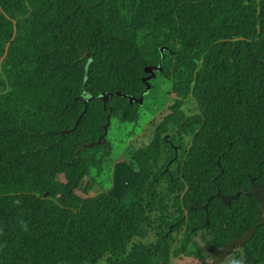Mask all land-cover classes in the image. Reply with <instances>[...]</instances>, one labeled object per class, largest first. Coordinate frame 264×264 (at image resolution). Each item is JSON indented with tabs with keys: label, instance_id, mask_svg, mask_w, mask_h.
<instances>
[{
	"label": "trees",
	"instance_id": "obj_1",
	"mask_svg": "<svg viewBox=\"0 0 264 264\" xmlns=\"http://www.w3.org/2000/svg\"><path fill=\"white\" fill-rule=\"evenodd\" d=\"M159 63L168 114L113 161L110 121L138 120L129 97ZM251 179L264 184V0H0V264H166L181 205Z\"/></svg>",
	"mask_w": 264,
	"mask_h": 264
},
{
	"label": "flooded vegetation",
	"instance_id": "obj_2",
	"mask_svg": "<svg viewBox=\"0 0 264 264\" xmlns=\"http://www.w3.org/2000/svg\"><path fill=\"white\" fill-rule=\"evenodd\" d=\"M252 181L264 187V184L251 179L248 189L242 188L236 193L242 192L240 196H247L244 192L251 191ZM236 193L222 195L218 191L201 206L194 201L181 205V214H174L175 222L168 228L169 258L166 264H264V223L260 225L259 215L261 204L254 198L256 206L249 207L246 201L239 200L240 196L232 199ZM221 197L231 199L225 204ZM218 209L227 212L225 216H220ZM251 213L254 216L249 218ZM216 216H220L218 225ZM249 232L250 238L245 240ZM235 240L237 246L222 256L226 246Z\"/></svg>",
	"mask_w": 264,
	"mask_h": 264
},
{
	"label": "rangeland",
	"instance_id": "obj_3",
	"mask_svg": "<svg viewBox=\"0 0 264 264\" xmlns=\"http://www.w3.org/2000/svg\"><path fill=\"white\" fill-rule=\"evenodd\" d=\"M150 85L151 88L145 94L142 105H138L135 108L139 116L136 122H121L115 118L110 121L106 143L110 145L111 159L113 161H117L118 158L120 161L127 160L125 154H129L126 152L129 146H132V148H143L146 143L144 136L168 114L166 110L175 98L174 94L171 93V83L160 75H157L156 78L151 80ZM182 109L188 116L193 114V107L190 105L183 106ZM186 142H189V139H186ZM109 168L110 166H103L102 171L96 175L98 178L95 175L92 176L95 181L93 185H96V182L100 180V186H102V190L104 191H107L111 187ZM92 171V175L96 174L95 169H92ZM75 193L79 194V192Z\"/></svg>",
	"mask_w": 264,
	"mask_h": 264
},
{
	"label": "water",
	"instance_id": "obj_4",
	"mask_svg": "<svg viewBox=\"0 0 264 264\" xmlns=\"http://www.w3.org/2000/svg\"><path fill=\"white\" fill-rule=\"evenodd\" d=\"M162 52H163V49L161 48L160 53H162ZM160 71H161L160 63H159V66H157V67H145L144 68V73L148 74L146 77H144L142 79V82L146 86L144 93H147L150 89V85L148 84V81L153 80L156 77L155 72H160ZM144 93L141 94V96L138 99H135L133 97H129V102L130 103L137 102L138 104L141 105L143 102ZM117 95H119V94H117ZM104 100H106V98ZM217 165L219 166V161H217ZM251 183H252L251 191L250 192H244V193L249 197H254L258 202H260V204H261V208L259 211L260 220H261L260 225H263V223H264V201H263V199H264V187L255 185L253 183V181ZM241 193L242 192L236 193V195L234 197H232V199H237ZM221 199L225 204H227L231 198L230 197L229 198L221 197ZM249 238H250V232L246 236L245 240L249 239ZM236 244H237V240L231 242L228 246H226V248L224 249V251L222 252L221 255L223 256L231 247L237 246ZM222 256H220V258H222Z\"/></svg>",
	"mask_w": 264,
	"mask_h": 264
},
{
	"label": "clouds",
	"instance_id": "obj_5",
	"mask_svg": "<svg viewBox=\"0 0 264 264\" xmlns=\"http://www.w3.org/2000/svg\"><path fill=\"white\" fill-rule=\"evenodd\" d=\"M156 78V77H155ZM104 95V94H103Z\"/></svg>",
	"mask_w": 264,
	"mask_h": 264
}]
</instances>
